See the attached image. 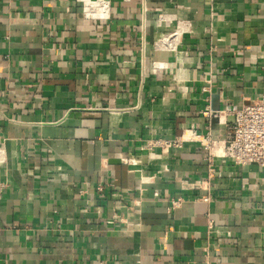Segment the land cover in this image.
<instances>
[{
    "label": "crops",
    "instance_id": "1",
    "mask_svg": "<svg viewBox=\"0 0 264 264\" xmlns=\"http://www.w3.org/2000/svg\"><path fill=\"white\" fill-rule=\"evenodd\" d=\"M104 6L0 0V264H264V167L184 185L208 165L186 129L222 140L264 92V0Z\"/></svg>",
    "mask_w": 264,
    "mask_h": 264
},
{
    "label": "built area",
    "instance_id": "2",
    "mask_svg": "<svg viewBox=\"0 0 264 264\" xmlns=\"http://www.w3.org/2000/svg\"><path fill=\"white\" fill-rule=\"evenodd\" d=\"M81 2L82 12L85 17L95 19H103L106 16L104 6L105 0H79ZM182 31L181 27H177L175 35H179ZM170 38V37H169ZM169 38L163 39L169 46L171 45ZM232 111L228 114V118L222 120L225 127V134L222 140L212 138L209 132L198 134L194 125L186 129L188 140H196L207 152V175L204 179H191L184 181V185L194 190L211 191L215 188V165L218 159H227L237 166H246L256 164L264 167V92L254 96L249 101L243 100L233 101ZM201 113L208 121L211 117L221 120L226 115L225 110L212 111L207 104ZM181 140L173 138L163 142L180 146ZM157 143L162 144L159 140ZM7 188V182L0 179V200ZM205 200L208 196H203ZM177 200H171L173 206Z\"/></svg>",
    "mask_w": 264,
    "mask_h": 264
}]
</instances>
